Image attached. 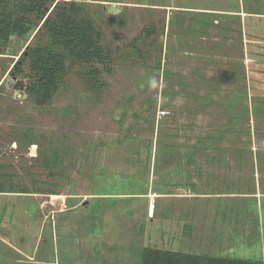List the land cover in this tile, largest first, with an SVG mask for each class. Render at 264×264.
Wrapping results in <instances>:
<instances>
[{
    "label": "rangeland",
    "instance_id": "1",
    "mask_svg": "<svg viewBox=\"0 0 264 264\" xmlns=\"http://www.w3.org/2000/svg\"><path fill=\"white\" fill-rule=\"evenodd\" d=\"M58 2L93 19L110 61L23 54L49 38L36 16L0 40V264H141L147 245L209 236L217 210L262 238L236 233L221 255L264 259V0H53L47 15Z\"/></svg>",
    "mask_w": 264,
    "mask_h": 264
},
{
    "label": "trees",
    "instance_id": "2",
    "mask_svg": "<svg viewBox=\"0 0 264 264\" xmlns=\"http://www.w3.org/2000/svg\"><path fill=\"white\" fill-rule=\"evenodd\" d=\"M7 1L0 0V40L8 41L13 35L25 36L33 29L34 16L41 20L45 18L43 27L49 32L47 42L27 46L23 54L33 58L83 64L110 61L108 50L101 43V32L92 18L82 14L79 4L70 2L64 5L58 2L47 15L46 7L53 0H29L18 3L14 8L6 7ZM152 30L147 29L146 33L150 34ZM32 143H36V139ZM49 162L50 158L46 165L50 166ZM141 264H264V261L182 253L154 244L143 248Z\"/></svg>",
    "mask_w": 264,
    "mask_h": 264
},
{
    "label": "crops",
    "instance_id": "3",
    "mask_svg": "<svg viewBox=\"0 0 264 264\" xmlns=\"http://www.w3.org/2000/svg\"><path fill=\"white\" fill-rule=\"evenodd\" d=\"M229 209H231V207ZM217 212H218V210L215 211V215H214V218L212 219V223H210L211 228H210L209 236H208V234L205 235V233H203V235L197 241L198 237L196 238L193 236L194 232L191 233V231H188L187 232L188 233L187 240H189V241H187V243H186L187 246L185 248L182 247V249L173 248L172 250L182 252V253H191V254H197V255H209L212 257L236 258V257H232L231 255H228V254L227 255H221V253L224 251L223 249L229 248V250L231 252L233 251V248H231V247H234V244H235V239H234L235 236L234 235L236 233H239L237 236H240L242 239L244 238L245 240L252 239V238H258V236H259V239L262 240V238L260 237L261 233L259 232V229H260L259 226H252V230H250V231L247 230V231H245L246 232L245 234L244 233L241 234L239 231H237L238 230L237 225H242V224H239L238 219H232L233 222H230V221H228V222L227 221H223V222L222 221H219V222L216 221L215 222V220L218 218ZM225 212H226V210H224V213ZM248 225H250V224H246V229H248ZM188 228H190V227H188ZM191 237H193V238H191ZM262 246H263V252H264V241H263ZM193 247L195 249H193ZM203 248H205V249L202 250ZM262 254H261V256H263ZM239 259H243V258H239ZM247 260H254V259H247ZM255 260L257 261L259 259H255ZM262 260L264 261V259H262Z\"/></svg>",
    "mask_w": 264,
    "mask_h": 264
},
{
    "label": "water",
    "instance_id": "4",
    "mask_svg": "<svg viewBox=\"0 0 264 264\" xmlns=\"http://www.w3.org/2000/svg\"><path fill=\"white\" fill-rule=\"evenodd\" d=\"M37 100H41L42 102H45L46 101L45 99H42L40 97H38ZM152 208H154V204H152Z\"/></svg>",
    "mask_w": 264,
    "mask_h": 264
}]
</instances>
